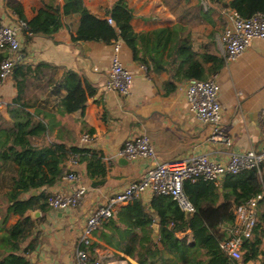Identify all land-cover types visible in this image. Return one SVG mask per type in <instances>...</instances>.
<instances>
[{"label":"crops","instance_id":"crops-1","mask_svg":"<svg viewBox=\"0 0 264 264\" xmlns=\"http://www.w3.org/2000/svg\"><path fill=\"white\" fill-rule=\"evenodd\" d=\"M15 1L21 5L28 20L43 7H59L64 23V27L53 37L34 34L23 39L19 51L20 63L34 65L47 62L50 65L49 68L44 67L42 72L37 71L38 76L29 84L27 98L33 97L42 103L46 99L54 102L57 97L58 103L68 94V90L63 86L57 90L56 96L50 85L51 79L60 80L67 70L78 72L96 89L84 109L57 116V125L47 139L63 140L101 150L109 165L105 180L93 185V180L86 173L85 164L75 163L73 159L64 164L61 180L47 188V191L68 192L71 184L64 177L70 170H75L80 181L87 187L86 194L75 208L62 210L49 207L46 213L40 211L38 216H34L38 218L36 231L40 235V242L30 256V264H78L76 250L87 217L105 203L110 195L124 188L129 182L140 179L154 161L177 162L193 154L205 153L212 159L224 162L234 152H245L263 145L264 132L261 126L264 120V40H253L239 58L225 63L215 76L220 85L222 128L230 141L227 143L220 138L212 139L210 126L199 122L190 110L187 100L190 79L177 80L174 85L167 86L170 74L148 68L147 72L144 71L142 64L134 60L131 49L122 40L113 43L73 41L72 35L76 34L80 25V14L64 11L69 0ZM116 1L82 0V4L97 17L107 18L108 10ZM127 2L134 13L131 23L136 32L173 26L181 22L191 30L194 48L201 52L207 51L195 46L196 29L189 21L178 20L176 13L163 0ZM227 9L229 8L224 9V13ZM16 17L18 16L10 7L9 0H0V20L11 22ZM224 17V26L220 33L227 24L226 16ZM220 33H216L218 47L212 42L209 52L223 56L218 42ZM116 44L120 45V59L135 73L134 87L129 96H122L106 86ZM2 52L8 53L0 50ZM17 93V79L11 74L0 87V109L4 110ZM87 126H92L95 133L89 142L82 143L81 138L86 134ZM142 133H146L151 139L156 154L154 160H128L116 156L126 139ZM152 198L153 194L146 192L139 199L149 207ZM263 212L264 203L261 202L257 208V219L260 222ZM124 218L125 213L116 214L99 225L93 236V244H96L95 262L98 260L102 264H126L129 260L138 264L135 257L126 253L130 243L119 232L127 228ZM15 220L16 217L12 219ZM210 221V225H220L219 220ZM155 223L159 225L157 221ZM159 229L160 227L158 230L154 229L155 236H158ZM185 234L188 235L189 242H194L190 230L181 235ZM199 259H205V256H199ZM245 264H264V233L261 253Z\"/></svg>","mask_w":264,"mask_h":264},{"label":"trees","instance_id":"trees-1","mask_svg":"<svg viewBox=\"0 0 264 264\" xmlns=\"http://www.w3.org/2000/svg\"><path fill=\"white\" fill-rule=\"evenodd\" d=\"M205 2L208 8L202 7L204 15L218 4L237 10L245 18L258 11L264 12V0ZM9 4L19 18L28 22L31 35L53 37L64 27L59 7H43L28 20L18 2L9 0ZM64 11L80 14V25L72 35L73 41L113 43L122 40L131 49L135 61L149 70L170 74L167 86L174 85L177 80H207L225 64L223 56L195 49L191 30L181 22L136 32L131 23L134 13L127 0H117L108 10L113 24L108 17L94 15L82 0H69ZM8 55L0 53V61ZM44 67L50 65L47 62L24 65L18 61L11 72L17 79V96L4 110L0 109V264L31 263L30 256L40 242L36 231L38 218L31 212L48 211L50 192L47 188L61 180L66 162L73 159L85 164L93 185L102 183L109 171L101 150L47 139L57 125V116L84 109L96 89L78 72L67 70L60 80L51 79L56 96L63 86L68 90L58 103L57 97L54 102L46 99L42 103L33 97L27 98L30 82ZM85 131L91 136L95 133L92 126H87ZM34 189L37 194H32ZM184 190L196 208L193 213L184 212L171 195L165 194H154L149 207L136 199L118 210L117 214L125 213L127 228L119 232L130 243L126 253L135 257L138 264H245L261 253L264 212L262 222L257 219L253 237L244 242L241 260L231 258L220 246V241L228 236L226 227L235 220L236 207L262 190L255 168L229 173L218 182L187 179ZM14 217L16 220L12 221ZM210 220H219L220 225H210ZM155 221L160 227L158 236L154 234ZM189 230L194 242H189L187 234L181 235ZM95 247L93 242L86 247L90 264L96 260ZM126 264L133 263L128 260Z\"/></svg>","mask_w":264,"mask_h":264},{"label":"built area","instance_id":"built-area-1","mask_svg":"<svg viewBox=\"0 0 264 264\" xmlns=\"http://www.w3.org/2000/svg\"><path fill=\"white\" fill-rule=\"evenodd\" d=\"M204 5L208 8L206 4ZM225 16L227 24L218 37V42L222 48L225 63H229L239 58L253 40H264V12L258 11L253 16L245 18L237 10L229 8ZM108 21L111 24L114 23L112 17H108ZM30 35L29 24L24 19L16 17L11 22L0 21V50L9 53L0 61V87L11 75L13 66L20 61L19 51L23 39ZM119 49L120 45L116 44L106 86L122 96H129L134 87L135 73L120 59ZM142 69L147 72L145 65H142ZM215 76L207 80L190 79L187 100L196 119L210 126L211 138H220L230 143L222 128L220 85ZM261 128L264 132V120ZM91 138L92 136L86 133L82 136L81 142H89ZM155 155L151 139L146 133L126 139L116 152L117 157L128 160L139 158L154 160ZM73 161L77 163L76 160ZM249 168L257 170L262 190L255 197L236 207L235 220L228 228V236L220 241V246L226 254L241 260L244 254V242L252 238L254 234L257 208L261 202L264 203V143L260 148L252 147L245 152H234L224 162L212 159L205 153L193 154L177 162L154 161L140 179L129 182L124 188L110 195L105 203L87 217L79 235V246L76 250L78 264H90L86 247L92 244L94 233L99 225L116 215L121 206L141 198L146 192H151L153 195H171L184 212L193 213L196 208L184 190V182L187 179L218 182L229 173L236 174ZM64 178L71 184V189L68 192L63 190L50 192L48 203L54 209L75 208L87 191V187L80 181V176L75 170H70ZM95 264L102 263L97 260Z\"/></svg>","mask_w":264,"mask_h":264},{"label":"rangeland","instance_id":"rangeland-1","mask_svg":"<svg viewBox=\"0 0 264 264\" xmlns=\"http://www.w3.org/2000/svg\"><path fill=\"white\" fill-rule=\"evenodd\" d=\"M204 1L205 0H163V2L176 13L178 20L183 22L189 21L190 25L196 29L194 32L195 46H198V49L205 48V50L209 51L212 42L217 46L216 33H220L223 29L225 8L222 4L213 5L210 11L204 15L202 13V7L204 10L207 9L204 5L206 2L204 4L202 3ZM220 35L221 33L219 36Z\"/></svg>","mask_w":264,"mask_h":264},{"label":"water","instance_id":"water-1","mask_svg":"<svg viewBox=\"0 0 264 264\" xmlns=\"http://www.w3.org/2000/svg\"><path fill=\"white\" fill-rule=\"evenodd\" d=\"M124 159H126V158H124ZM32 194H37V190L36 189H34L33 191H32ZM63 210V209H62ZM40 214V210H34V211H32V215L33 216H38ZM158 227H159V225L157 224V223H155L154 224V229L155 230H158Z\"/></svg>","mask_w":264,"mask_h":264}]
</instances>
